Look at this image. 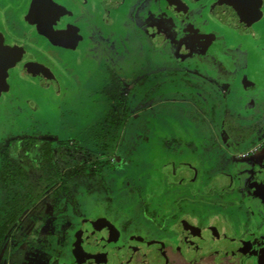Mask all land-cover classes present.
Returning a JSON list of instances; mask_svg holds the SVG:
<instances>
[{
  "label": "rangeland",
  "instance_id": "1",
  "mask_svg": "<svg viewBox=\"0 0 264 264\" xmlns=\"http://www.w3.org/2000/svg\"><path fill=\"white\" fill-rule=\"evenodd\" d=\"M257 1L263 18L264 0ZM209 16V24L199 21L201 30L197 34V24L191 19L187 32L174 33L170 44L162 48L160 43L145 40L143 31H132L129 40L120 41L118 49L110 51L112 55L119 52V63L130 74L127 77L120 73L124 84V100L120 104L103 92L111 80L105 64L113 62L106 58L99 59L105 64L92 71L96 78L87 79L91 77L87 74V81L74 80L66 73L65 80L59 79L47 91L39 87L36 90L34 84L31 94L13 91L5 105L1 104L0 154L8 137L36 134L55 144H70L74 151L62 156L61 167L66 177L73 171H82V176L74 179V197L81 199V212L88 214L95 209L109 213L106 252L112 254L120 249L130 254L137 245L154 248L143 260L127 261L123 254L121 264H164L169 258V239L177 226L191 236L197 233L190 238L191 249H185L193 261L205 250L214 253L218 247L240 249L255 238L254 244H264V21L240 31L213 20L211 13ZM152 20L160 22L161 18L152 16L150 24ZM168 27L164 25V29ZM186 35L187 44L181 45ZM32 40L34 48L28 46V52L45 60L36 49L41 45L40 39L34 34ZM98 46L94 38H85L82 44L65 50L69 57L65 70L60 67L62 61L54 70L77 71L84 77L85 71L97 64L85 65L91 57L90 48ZM97 50L103 56V48ZM56 53L64 50L58 47ZM231 55L238 57V62L228 57ZM196 57L204 60L197 61ZM231 62L224 71L219 68ZM244 65L249 68L248 74L241 72ZM201 68L203 73L214 71L217 75H207L206 79L201 76ZM92 84L97 88H92ZM131 84L133 87L128 88ZM64 87L70 89L69 93ZM63 102H67L64 107ZM116 120L124 123L117 127ZM102 143H107L108 148L102 149ZM251 149L256 151L245 156ZM4 166L0 157L2 221L24 206L29 208L20 219L32 220V226L44 219V214L50 220L52 199L45 197L58 183L28 205L27 188L15 183L3 186ZM87 188L94 191L86 192ZM39 204L45 207L34 212ZM67 206L73 223L77 219L74 205ZM147 208H151L150 214L146 213ZM159 209H173L171 214L178 209L183 219L175 221V226L168 225ZM89 221L82 222L78 237L72 238L71 230L68 231L65 257L71 258V264H83L77 249L85 243L86 233L92 232L93 223ZM11 235L4 241V256L11 248L7 242L14 240ZM236 238L243 245L235 244ZM64 241L61 248H65ZM228 252L231 251L224 254ZM230 255L225 259L233 263L242 259L238 253ZM101 264L109 262L104 259Z\"/></svg>",
  "mask_w": 264,
  "mask_h": 264
},
{
  "label": "flooded vegetation",
  "instance_id": "2",
  "mask_svg": "<svg viewBox=\"0 0 264 264\" xmlns=\"http://www.w3.org/2000/svg\"><path fill=\"white\" fill-rule=\"evenodd\" d=\"M259 7L260 5L257 0H0V110H2L1 104L5 105V102L8 100L9 95L13 94V91L19 93H27V91H29L27 93V95H29V93L31 94V92H33L34 90V84L36 90L39 87L40 89L47 91V89L51 88L59 79L65 80L66 73L74 76V80L76 78H83L84 81H87V79L96 78V73H92V71L94 69H97L98 65L105 64L104 61H101V58H106L107 61L111 59V62L116 61V64L107 61L106 62L108 64H105L106 70L108 69V72H110L109 77L111 79L110 84L106 85L103 88V92L106 93V89L110 87L113 82L112 74L116 73L121 81L123 80V78L120 77V73H125V76L127 77L130 76V74H127L124 67L121 66V62L119 63L121 59L120 54H118L119 52L112 55V52L110 51L117 50L120 41L123 42L124 40H129L128 37L130 32L132 31L136 33L137 31H143L145 40L150 43H160L159 48H162V46L170 44L169 38H173V36L175 35L174 33L179 34L184 31L187 32V25L191 21V19H194V21L196 22L195 24H197V29H194V33L197 34V31L201 30L198 29L199 21L202 22V24L205 22L209 24V22L212 20V18L209 16L210 13L212 17L215 18L213 20H219L230 25L231 27L237 28L240 31H248V28L250 26L255 24L257 25L260 22L264 21V17L262 18L263 13L260 11ZM247 10L250 12L251 16L249 19H247V21H244L242 20L241 15H245L248 12ZM189 13H194L192 15L193 17L190 16ZM154 15L159 16L161 20L160 22L155 23L152 20L153 23L150 24V20ZM250 22L251 25H249ZM165 24L169 26L166 29H164ZM204 26L205 25H203V27ZM89 32H91L92 35H89ZM185 32L182 34H185ZM158 33L160 34V36H158ZM162 33L166 36L165 39ZM34 34L41 41V45L38 46L39 49H36L40 51L45 60L39 59L37 56L34 57V55L27 50L28 46L31 49L34 48L32 46V37ZM88 37H91L92 39L94 38L99 46L96 48H90L89 54H91V57L90 60L86 61L87 64L85 65L91 66L93 62H96V66H94L92 70L91 68H88L85 71L86 75L84 77L83 75L81 76V73H77V71L72 72L70 70H67L68 72H56L54 70V66H56L58 63H61V61L62 64L60 67L65 70L67 66L65 60L68 57L67 51L70 50L71 47L82 44L85 38ZM106 37L108 38L107 40L105 39ZM187 37V35L183 37L184 42L182 41L181 45L183 43L187 44L185 41L188 39ZM107 41L108 45H106ZM58 47H60V49H63L64 53H56V48ZM98 48H103V56L99 54L100 52L97 53ZM93 50L94 52H92ZM184 52H188V50H185ZM228 57L238 62V57H235L234 55ZM196 58L197 61L204 60L203 58ZM99 59L101 60L99 61ZM199 65L200 67H202L201 62H199ZM230 65H232V62L226 64L223 63V65L219 66V68L224 71L226 67H229ZM256 65L258 66L257 62ZM202 68L201 76H205V78L207 75H210L212 77L217 75V73L214 71L203 73ZM248 69H246V66L244 65V67L241 68V72L243 71L248 74ZM211 73H213L214 75H212ZM87 74H91V77L86 79L85 77H88ZM198 74L200 75V73ZM150 76L152 75H149V77ZM210 76L209 79L211 82H213L212 80L214 79H211ZM140 82L142 83V85L144 84L143 80ZM95 85L97 86L96 83ZM95 85L92 84L91 87L93 86L92 88H94ZM133 85L134 84L129 85L128 88H132ZM42 86L45 88H42ZM123 89L124 88L122 86V95H124ZM63 90H66V92L69 93L70 89H66L64 87ZM183 101L186 102L185 99ZM67 102H63L62 106H66ZM179 102H181V100ZM30 137L39 140L36 134ZM17 138L22 137H8V139L6 140L7 146L0 154V157L4 156L8 148H11L12 150L10 152L11 158L14 157L15 144L13 141ZM56 145L63 147L64 149L68 148L66 145L71 146L70 144ZM255 151L256 150L253 149L247 150L245 152V156L250 155ZM68 154H70V152L63 155L62 151L59 155L60 162L63 159L62 156ZM61 163H63V161ZM61 171L62 174H67L66 171H64L63 167H61ZM87 171H89V169ZM60 183L61 182H59L54 189H56L60 185ZM74 185L77 187V184L74 183ZM85 191L92 193L94 189L87 188ZM50 193L51 191L49 192V196L47 195L45 197L46 200H48L47 198L50 197ZM45 199L43 200L44 202H46ZM73 199H75V197ZM74 201L77 205L76 207L74 205L75 203H72L74 205V213L76 214V217L74 215V218L77 219L73 220L72 223V217H68L67 213L65 214V218H70L69 222L62 224L64 233L60 235V240L62 241L61 244H63V241L65 240V248H61L60 245V249L56 254L46 251L50 254L49 259L51 261H54L56 264H71V262L73 263V261H70L71 258L67 260L66 258L69 257H65V255L67 254L66 246L70 238L68 231L71 230L72 233H70V235L72 236V238L75 236L78 237L79 228L81 226H84L82 225V222L89 220V223H91V221L93 223L92 232L86 233L88 234H85L86 236L84 235L86 241L77 249L78 257L82 260L83 264H101L104 259H106L109 264H121V258H123V254L125 255V260L127 261H133V259L143 260L145 259V256H148L149 258V255L154 248L147 245L134 246L132 249V253L130 254L124 253L120 249L113 251L112 254H110V252H106L104 246L107 243V237L109 236L108 234H110L108 224V221L110 219L109 213L107 211L104 212L103 210L101 211V213H99L96 212L95 209L90 210L89 208L87 209L90 210L88 211L89 213L84 214L80 211L81 199H75ZM182 201L183 200H178V202ZM42 206H40V204L37 205L33 209L35 210L34 212L39 211L40 207ZM43 207H45V205ZM62 207L64 208V205ZM1 208L2 207L0 206V233L2 226L6 224V221L8 222L9 219L11 220V218L14 217V215L17 213H10V215L6 216V218H4V220L2 221ZM28 208L29 207H26L23 210L17 221L14 223V225L11 227L4 238L5 241L12 233L11 236L14 237V240L7 242L10 244V247L11 242H14L15 240H23L24 242L28 243L27 240L29 234H31L32 230L37 227V224H39V222L42 221V227L48 228L51 225V222H53L50 220H52L51 218L54 216V213L51 214V218H49L50 220H48V216L44 214L45 218L38 219L37 221H35V225L32 226V220L25 221L24 219H20ZM67 208L68 206L66 205L65 209ZM172 208L175 209L174 207ZM156 209L157 208L153 210ZM173 209H163V211L159 209L157 211L161 212L164 215V220H167L168 225L174 224L175 226V221L182 220L184 215L180 214L178 209H176L175 213L171 214ZM157 211H155V213ZM150 212L151 208H147L146 213L150 214ZM46 218L48 221L46 220ZM78 219L79 222H77ZM177 227L178 230H174L173 236L169 239L171 241L167 248V256L169 258H167V261L164 264H201L202 262L204 264H262V261L264 259V244H254L256 238L240 249L232 248L230 250L223 247H218L216 249H213L215 250L214 253L205 250V253H200V256L197 257V260L193 261V257L192 259H189L190 257L185 253V249L188 251L191 249L190 247L192 246V241L190 238L194 235H197V233L191 236V233L184 232L181 228H179L180 226ZM67 239L68 241H66ZM192 239H194V237ZM198 240L200 241V239ZM5 244L6 242L4 243V245ZM90 244L93 247H91ZM235 244L243 245L241 239L239 238H236ZM30 246L39 250H43L38 245ZM2 247L3 245H1L0 251ZM227 250L231 251L227 253L228 257L231 256L230 254L238 253L242 259L240 258V261L234 263L232 260H226L225 257L227 255H225L224 253ZM201 257H203V259L200 262L199 258ZM208 259L211 260L210 263H207L209 261Z\"/></svg>",
  "mask_w": 264,
  "mask_h": 264
},
{
  "label": "trees",
  "instance_id": "3",
  "mask_svg": "<svg viewBox=\"0 0 264 264\" xmlns=\"http://www.w3.org/2000/svg\"><path fill=\"white\" fill-rule=\"evenodd\" d=\"M112 78L113 82L111 86L106 89V93L110 99L120 104L124 100L121 93L123 84L116 73L112 74ZM121 122V120H116L114 124L118 127V125H122ZM103 137H105V135ZM13 142L15 144L14 157L11 158L10 156V152L12 151L11 148H8L3 156L5 162V173L2 174L3 186L9 187L12 183H15L19 187L27 188L28 191L25 195L28 200V205H31L46 189L51 188L53 184L61 182L56 189L51 191L49 198L52 200L48 199L51 202V209H53L54 213L51 221L57 220L56 226L52 227L51 224L49 228L42 227L43 222L41 221L37 224V227L32 230L31 234H29L27 240L30 245H38L43 250L56 254L62 243L60 240V235L64 233L62 224L70 220V218H65V214L69 209H65V207L68 204L75 203V199H73L74 187H76L74 185V179L82 176L81 170L73 171L68 177L62 174L61 171L62 161L60 162L59 155L62 151L63 155L69 152L71 153L73 147L66 145L68 148L64 149L63 147L57 146L54 141L38 140L33 137L17 138ZM101 148H108L107 143H102ZM96 163L100 164V161ZM63 205L64 208L62 207ZM74 205L77 207L76 203ZM26 207L27 206H24L22 209H19L14 217H12L11 220L9 219L8 222L6 221V224L2 226L0 247L6 234ZM67 216L71 217L73 215L67 213ZM57 222H60V224H57ZM66 241H68V239Z\"/></svg>",
  "mask_w": 264,
  "mask_h": 264
},
{
  "label": "crops",
  "instance_id": "4",
  "mask_svg": "<svg viewBox=\"0 0 264 264\" xmlns=\"http://www.w3.org/2000/svg\"><path fill=\"white\" fill-rule=\"evenodd\" d=\"M3 247L0 251V264H56L49 259L48 252L33 248L23 240L11 242V248L5 256Z\"/></svg>",
  "mask_w": 264,
  "mask_h": 264
},
{
  "label": "water",
  "instance_id": "5",
  "mask_svg": "<svg viewBox=\"0 0 264 264\" xmlns=\"http://www.w3.org/2000/svg\"><path fill=\"white\" fill-rule=\"evenodd\" d=\"M248 11V10H247ZM231 15V14H230ZM250 16H251V14H250V12L248 11L245 15H241V18H242V20H244V21H247V19H249L250 18ZM232 17V16H231ZM225 18H227V17H225ZM246 19V20H245ZM229 20H230V18H229ZM234 23V22H233ZM262 264H264V259H263V261H262Z\"/></svg>",
  "mask_w": 264,
  "mask_h": 264
}]
</instances>
